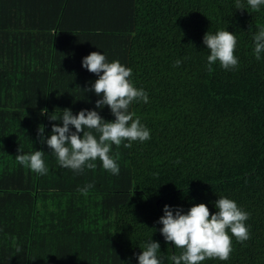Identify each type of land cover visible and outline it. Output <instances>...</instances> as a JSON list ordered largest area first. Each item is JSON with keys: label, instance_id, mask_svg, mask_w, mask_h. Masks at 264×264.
<instances>
[{"label": "trees", "instance_id": "trees-1", "mask_svg": "<svg viewBox=\"0 0 264 264\" xmlns=\"http://www.w3.org/2000/svg\"><path fill=\"white\" fill-rule=\"evenodd\" d=\"M240 2L0 0V264H138L150 240L172 264L179 250L157 223L164 206L203 203L214 214L220 196L249 213L250 239L202 264H264V53L257 60L253 42L264 6ZM223 29L237 38L239 64L209 73L203 36ZM91 52L131 68L148 95L129 112L151 138L112 146L118 175L98 160L80 173L60 167L38 135L62 126L51 120L64 109L114 121L84 91L97 79L81 66ZM33 150L45 153L46 175L15 160Z\"/></svg>", "mask_w": 264, "mask_h": 264}, {"label": "clouds", "instance_id": "clouds-1", "mask_svg": "<svg viewBox=\"0 0 264 264\" xmlns=\"http://www.w3.org/2000/svg\"><path fill=\"white\" fill-rule=\"evenodd\" d=\"M247 5L259 11L264 6V0H246ZM235 7L240 10L244 5L236 0ZM254 55L257 60L264 53V27L253 36ZM203 44L209 55L207 56V70L213 71L212 65L219 62L224 70H233L238 67L239 61L235 56L237 38L235 34L217 30L214 34L207 32L203 36ZM180 60L175 62L179 67ZM82 68L95 75L97 79L91 83L90 89L96 96L102 97L96 101V107L107 106L114 121L106 122L97 111L81 110L73 115L71 110L64 109L59 117L62 126L53 125L51 134L44 137V128H38L41 142L45 143L57 159L60 167L70 169L76 173L85 168L94 170L95 163L100 162L102 168L113 175L119 174L117 159L111 155L112 146L130 148L133 142H145L151 138L150 130L141 124L134 112H129L133 102H148V95L143 89L134 86L131 76L132 69L125 67L118 60L108 62L104 54L91 52L82 59ZM46 110H42L44 114ZM135 117V118H134ZM71 129H75L72 131ZM82 133V135H81ZM127 141V142H125ZM45 153L33 150L29 154H20L15 160L38 175H46L48 167L44 160ZM93 185H86L80 189L81 194L87 195ZM215 213H211L206 204H194L185 213L183 209L165 205L163 216L157 221L162 225L160 234L166 243H170L179 250L169 259L172 264H202L205 260L216 259L227 261L232 252V240L244 242L250 239L246 221L249 213L240 208L237 203L224 196L215 201ZM160 244L152 240L143 245L140 254L136 257L138 264H162ZM17 253L22 248L17 245Z\"/></svg>", "mask_w": 264, "mask_h": 264}]
</instances>
